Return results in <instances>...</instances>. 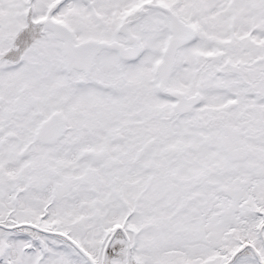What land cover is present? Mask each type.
<instances>
[{
	"label": "snow or ice",
	"instance_id": "6c2138e0",
	"mask_svg": "<svg viewBox=\"0 0 264 264\" xmlns=\"http://www.w3.org/2000/svg\"><path fill=\"white\" fill-rule=\"evenodd\" d=\"M0 264H264V0H0Z\"/></svg>",
	"mask_w": 264,
	"mask_h": 264
}]
</instances>
